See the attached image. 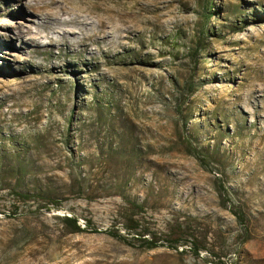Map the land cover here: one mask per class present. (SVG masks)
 Instances as JSON below:
<instances>
[{
  "label": "rangeland",
  "instance_id": "obj_1",
  "mask_svg": "<svg viewBox=\"0 0 264 264\" xmlns=\"http://www.w3.org/2000/svg\"><path fill=\"white\" fill-rule=\"evenodd\" d=\"M42 1L0 0V264H264V0Z\"/></svg>",
  "mask_w": 264,
  "mask_h": 264
},
{
  "label": "trees",
  "instance_id": "obj_2",
  "mask_svg": "<svg viewBox=\"0 0 264 264\" xmlns=\"http://www.w3.org/2000/svg\"><path fill=\"white\" fill-rule=\"evenodd\" d=\"M208 14H212L215 15V10H209ZM201 39H198L197 45L196 47L190 52L191 54L196 53V51L199 50L201 46ZM18 199L20 200H30V199H39L41 201H44L46 203H50L53 204L54 206L58 205V202L55 201L54 199L45 197V196H41L38 194H30V193H21V192H15L14 194ZM129 207L138 212L142 210V206L140 204H137L135 202H129ZM65 227L68 229L69 232L71 233H79V232H83L84 228H81V226L78 224L77 219L74 217H67L65 216L62 219ZM91 225L90 222H86V228H89ZM125 227L133 232L134 234L137 235L136 239L139 240L145 247H147L148 249H153L156 248L158 246L161 245H167V247H171V248H176L179 245H184V243H187V240L184 239V236H186V231L179 225L174 226L170 229V231L168 232V234H165L163 238H161V236L152 233V232H147L148 234H150V238H145L143 237L144 234H141V232H138L137 229L139 228V224L136 220H133V218L129 217L127 219L126 225ZM110 233V232H107ZM164 239L161 244L160 240ZM200 246L199 243L197 242V240L193 239L191 241V246H190V250L194 253H197L199 250Z\"/></svg>",
  "mask_w": 264,
  "mask_h": 264
},
{
  "label": "bare ground",
  "instance_id": "obj_3",
  "mask_svg": "<svg viewBox=\"0 0 264 264\" xmlns=\"http://www.w3.org/2000/svg\"><path fill=\"white\" fill-rule=\"evenodd\" d=\"M54 1V0H53ZM50 4H46L44 3V0L42 2H38L37 4L32 5V7L35 9V11H38L40 8H44V7H50L53 6L52 3ZM57 1V0H56ZM55 5V4H54ZM37 14V13H36ZM48 14V13H47ZM54 14V12H53ZM52 15V14H51ZM50 14H48V16H51ZM45 16V17H41V21L38 22V25L42 28H47L48 26H50L51 21H50V17ZM52 21L55 22L56 24H58L60 27L59 28H63L62 31H56L59 34H63V36L65 34L67 35H71V34H75L77 33L74 29L76 28V26L80 25L81 23L79 21H74V20H65V21H61V19L58 16V12H55L54 16L51 17ZM82 25V24H81ZM21 30V29H20ZM25 31V30H23ZM29 30H27L26 32H29ZM67 35H65L64 37H66ZM54 44V43H51ZM63 45H68V40L66 38H64L63 42L61 43Z\"/></svg>",
  "mask_w": 264,
  "mask_h": 264
}]
</instances>
